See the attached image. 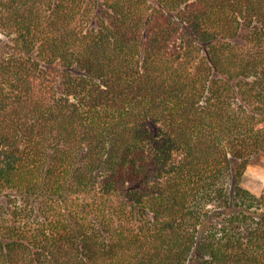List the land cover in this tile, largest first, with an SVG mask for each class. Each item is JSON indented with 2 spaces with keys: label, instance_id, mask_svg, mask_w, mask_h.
<instances>
[{
  "label": "trees",
  "instance_id": "trees-1",
  "mask_svg": "<svg viewBox=\"0 0 264 264\" xmlns=\"http://www.w3.org/2000/svg\"><path fill=\"white\" fill-rule=\"evenodd\" d=\"M264 0H0V264H264Z\"/></svg>",
  "mask_w": 264,
  "mask_h": 264
},
{
  "label": "rangeland",
  "instance_id": "rangeland-1",
  "mask_svg": "<svg viewBox=\"0 0 264 264\" xmlns=\"http://www.w3.org/2000/svg\"><path fill=\"white\" fill-rule=\"evenodd\" d=\"M242 182L254 193L262 192L264 189V152L252 156Z\"/></svg>",
  "mask_w": 264,
  "mask_h": 264
}]
</instances>
